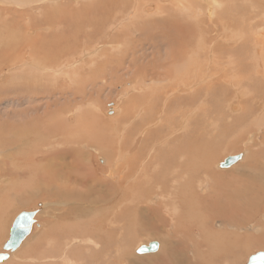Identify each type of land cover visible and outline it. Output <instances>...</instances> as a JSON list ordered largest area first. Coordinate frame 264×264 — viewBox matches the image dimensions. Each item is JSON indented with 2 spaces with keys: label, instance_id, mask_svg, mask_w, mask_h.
<instances>
[{
  "label": "bare ground",
  "instance_id": "obj_1",
  "mask_svg": "<svg viewBox=\"0 0 264 264\" xmlns=\"http://www.w3.org/2000/svg\"><path fill=\"white\" fill-rule=\"evenodd\" d=\"M71 1L75 0H0V64L3 69L6 66L8 70L10 68L13 70L9 73H12L9 81L17 79L23 83L22 85L27 86H21L22 90L34 93L37 82L47 80L51 84L46 86L43 85L44 83L38 84L39 92H37V95L45 94L44 98H46L47 94L52 92V85H54L53 91L61 88L58 89V93L61 91L64 93L66 88L64 86L69 87L72 84L85 86L93 83L99 77L86 80L85 71L91 74L90 77H94L97 70L103 72L115 59L112 53L119 51L117 55L132 57L130 61L128 60V66L130 68L134 66L138 71L137 74L135 73L137 71L134 72L136 75L132 80L135 85L130 87L129 92V95L133 93L129 102L136 105V112L133 115L121 114L120 118H116L117 120L113 118L103 120V122L111 121L110 123L116 125L118 133L112 143L108 142L110 137L107 133L102 135L98 131L89 129L91 127L89 124L99 128L101 126L104 133L110 128L105 124L100 125V119L96 114L88 116L87 121L84 117L85 113L82 114L83 119L79 118V112L76 116H68V113L65 119H53L51 122L52 119L49 118L53 117V113L42 111L43 115L38 113L41 116L32 117L25 123V126L31 122L38 125L42 123L45 125L43 128L46 129L50 125L49 132H39L41 135L32 137L23 136L20 145L38 142L39 145L45 146V150L39 151L42 156L39 155L36 160L44 162L42 164L48 167L51 166L49 172L46 171L49 174L53 171L54 181L63 180L65 188H60L58 181L55 182L59 191L55 190L54 194L65 197L70 204L65 219L69 220L70 217L74 220L90 215H101L100 218L91 221L89 219L87 225H85L86 221L81 224L76 220L72 225L61 228V234L66 236V240L75 242L76 239H81L80 241L88 246L94 245L87 249L88 251L92 249L91 253L86 252L89 256L75 248V251L72 250L70 244L69 248L62 247L58 252L54 250V246L51 248L52 252L43 255L49 258L56 257L65 264H120L121 262L126 264L124 249L130 245L131 239L134 241L133 236L135 237L136 232L140 238L144 236V238L149 237L148 240L155 238L161 240L166 258L159 254L163 258L159 264H240L239 257L247 250L263 249L264 225L247 227L248 220L245 219L251 213V208H257L261 200L264 201V185L263 182L260 184L264 179V133L261 131L263 140L259 145L257 144L259 158L256 166L248 165L253 169L256 167L260 169L259 181L254 174H250V170L248 176L233 172L226 175L218 174L212 162L215 160V153L221 149L218 148L219 150L216 151L213 148V140L219 137V133L217 136L213 133L214 123L221 120L218 118V105H212L215 89L226 92L232 88L235 94L242 96H245L244 92H246L242 91L243 86L256 89L250 103L251 107L246 104L248 107L243 110L241 104H237L238 107H234L235 104L228 105L231 116L227 118L231 124L224 123L223 126L229 130L239 119V124L254 125L259 133L260 128L264 127V101H259L263 95L261 91L263 81L258 84L259 80H264V40L258 38L262 24L258 20L261 13L256 6L257 0H249L250 5H239L237 0H231L232 4L229 6L223 0H195L197 4L191 3L190 0H76L74 5ZM160 1L168 3L162 4ZM168 5L172 6L168 8ZM20 8L25 10L20 11ZM37 11H39L38 16H44V23L48 26L44 29H49V34L32 40L31 37L26 36L30 28L28 27L22 37L17 36L19 24L25 15L32 17L27 18V22L36 25ZM123 11L126 13L121 20H118V14ZM165 14L166 16H163ZM118 26L124 30L122 33L126 32V43L121 47L115 46L119 34L113 31L117 30ZM236 29L248 30L250 35H237L241 39V42L237 43L238 38L228 35ZM107 32L111 33L108 35L112 40L98 46V42ZM34 33L32 31L31 34ZM213 34L217 39L212 38ZM207 35L210 37L209 40ZM132 36L134 39L139 36V40L134 43ZM196 38L197 40H194ZM96 41L98 45L94 43ZM118 43L120 44L117 42L116 45H119ZM209 43L214 45L211 46ZM104 44H113L114 51L110 50L113 49L111 47L109 50L107 48L103 50ZM146 45L160 50L157 53L151 51L150 56L146 53ZM99 48L102 50L98 52ZM82 53L85 55L82 56ZM139 53H142L140 59L151 58L147 61V66L143 65L144 67L141 66L140 69L139 66L133 65L139 60ZM78 54L83 58L96 54V57H90V69H86L87 64H82L83 62L78 67L72 64L78 60L74 59L79 57ZM100 57L102 62L97 60ZM160 60L163 62H159ZM1 70L0 73H4ZM2 78L3 75L0 76V81ZM36 78H39L38 81ZM6 81L1 82V88ZM147 82L150 83V87H147ZM17 93L15 95H18ZM47 107L50 108L51 104L47 103ZM118 108L116 105L111 108V115H117L120 112ZM233 108L237 109V112H234ZM32 110L40 111L39 107H33ZM22 113L28 114L27 111ZM137 117H141L142 120L135 125L133 121ZM155 123L157 127L151 131ZM19 128L21 129V126ZM140 128L143 129L136 133ZM145 130L148 132L145 133ZM82 133L84 135H80ZM142 135L144 136L141 138V145L131 147L132 140ZM163 135L167 140L157 148H153V152H150L152 154L147 157L145 144L149 142L154 145L159 144ZM249 136L251 133H248ZM40 137L47 139L41 140ZM133 142L135 145L139 144V140L138 143L137 140ZM69 144L78 148L73 150L72 147H68ZM84 144L94 146L100 153L99 166L102 169L98 171L106 174L109 179L104 184L109 185L113 197H96L90 190L86 188L82 190L79 187H84V183L98 180L95 179L98 174L95 170L94 158L87 159V162L81 158L83 152L80 149ZM232 146L227 145L225 148L231 150ZM70 158L72 160H69ZM224 161L215 164V167L229 169L221 166ZM89 170L94 174L92 180L87 179ZM245 177H248L251 183L250 188L244 190L241 186L245 185ZM98 181H93V184L99 186ZM40 206V211L47 207L46 204ZM105 207H110V210H105ZM143 208L148 215L141 211ZM110 213L112 214L107 225L108 229H103L102 217ZM17 217L14 219L16 220ZM251 218H248L249 221ZM13 224L9 238L3 245L5 252L0 253V255H8V258L0 264L6 263L11 253L25 243L33 227L35 229L34 225L39 223L35 221L31 231L19 235L20 241L10 238ZM53 232H58V229H54ZM240 233H245L247 236H242ZM107 240L109 243H106ZM8 241L11 247L5 249ZM56 241L55 245L59 242L58 239ZM151 243L154 242L146 244L140 242L136 246L139 249ZM157 243L160 250L161 245ZM177 254L182 258L169 257ZM129 263L131 264L130 261ZM136 263L137 261L133 262Z\"/></svg>",
  "mask_w": 264,
  "mask_h": 264
},
{
  "label": "rangeland",
  "instance_id": "obj_2",
  "mask_svg": "<svg viewBox=\"0 0 264 264\" xmlns=\"http://www.w3.org/2000/svg\"><path fill=\"white\" fill-rule=\"evenodd\" d=\"M75 1H71V3L74 5V4H76ZM190 1H191V3H196L195 0L194 1L190 0ZM223 1H225V3H227L228 6L232 4L231 0H228L229 2L227 0H223ZM239 1L237 0L239 5H246V4L250 5V3H251L249 0H247V1L246 0H244V1L239 0ZM161 2H162V4L168 3V2L160 1V3ZM22 6H24V5H22ZM169 6L171 7L172 5H168V8H170ZM256 6H258V11H260V13H261V17L258 20L262 24V26L260 27L261 30H259V32L261 34L258 35L260 37H258V36L257 37L262 38V40H264V38H263L264 37L263 36L264 35L263 34L264 33V18H263L264 17L263 16L264 15V0H257ZM19 10L24 11L25 9L20 8ZM125 13H126V11H123L121 14L119 13L118 14V20L119 19L121 20V17ZM35 14L37 17L36 25L30 21L27 22V18H32V17L25 15L26 18L24 17L23 20L21 19L22 21L19 24L17 36L22 37L23 33L26 31V29H28V27H30V28H29L28 32L26 33V36L29 38L31 37L32 40L49 34L50 30L44 29V27L48 28V26H46L44 23V19H45L44 16H38L39 11H37V13H35ZM163 16H166V14ZM31 21H32V19H31ZM33 22L35 23V21H33ZM119 23L120 22H118L117 25H119ZM123 24L124 23H122V26H124ZM35 28H39V29L35 30ZM121 28H122L121 26L120 27L118 26V29L113 31L116 34L117 33L119 34L117 37L116 43L120 42V44L118 43L119 45H116V43H115V46H118V47H121L123 44L126 43V32L122 33L124 30ZM19 30H21V31L19 32ZM241 30H243L245 33ZM241 30H238V29L233 30V31L229 32L228 35L234 36L235 39L238 38L237 40H239V41L237 43H240L241 39H240V37H237V35H241V34L242 35H244V34L250 35L248 30H244V29H241ZM32 31L35 33L31 34ZM240 31H241V33H240ZM36 32H37V34H36ZM108 34H111V33L107 32V34H106L107 37H109ZM106 36L103 38L104 40L100 39L101 41L98 42L99 45H98L97 41L94 43L95 44L97 43L98 46H101V44H103L104 42H110L112 40V38L109 37V39H108ZM121 36L123 38H121ZM206 37H208V35ZM118 38L119 39L121 38V40H118ZM212 38H216V35L213 34ZM132 39H134L133 36H132ZM137 39L139 40V36L135 37V39L133 40L134 43H135V41H137ZM209 39H210V37H208V40ZM194 40H197V38ZM95 44H92V46ZM224 44L226 45L227 43H224ZM89 45H91V44H89ZM209 45L212 46L214 44L209 43ZM102 46H103L102 47L103 50L106 48L109 50L110 47L113 48V44L112 45L104 44ZM102 48H99L97 51L98 52L101 51ZM155 48H152V47L150 48L149 45H146L145 50L148 51V52L146 51V53L151 56V54H150L151 51L154 53H157L158 50H160L159 48H156V49ZM110 50L114 51V48L110 49ZM118 52L119 51H116V52L114 51L112 53L113 54L112 56L115 59L113 60V63L111 64V66L107 67L103 71L104 73L101 70H97L94 73L96 75H93L94 77H90L89 75H91V74H88V71L87 72L85 71L84 78L85 79L87 78L86 80H89V79L94 80V79H96V77H99L96 80H94L93 83H95V85H91L93 83H89V84H85V86H83V85L78 86V85H74V84L69 85V87L64 86V87H66L65 89H67V90L64 89V93L61 91V93H63L62 94L63 96L61 95V93H58V91H59L58 89H61V88H58V89L53 91L54 85H52L51 86L52 92L50 94H47L46 98H44L45 94H43L41 96V95H37V92H39L38 84L44 83L43 84L44 86L51 84L47 80H44L43 82H37L36 89H35L34 93L28 92L26 90H22L21 86H26V85H22L23 83L19 82L17 79L12 80L10 82L9 77L12 76L11 75L12 73L11 74H9V73L12 72L13 70L11 68H10V70H8L9 68H7L6 66L4 67V69H6V70H4L0 64V68H2V70L4 71V73H0L1 75H3L2 81H0V85L2 84L1 82H4L5 80H7L5 83H3L5 86L3 85L2 88L0 86V152H1L0 153V253L5 252L3 250V245L9 238L10 230H11L12 224L15 220L14 218H16L20 213L25 212V211H27V212H32V211L39 212L40 211L39 209H41V206H40L41 204L47 205V207L45 209H42V211H40L38 213V215L36 216V223H39L38 224L39 226L36 224L34 225L35 229L33 227L34 231L32 230L31 234L27 237L25 243L24 244L22 243L23 245H21L17 251L11 253V255H10L11 257L9 258L11 260H9V259L6 260V263H4V264H25V263L26 264H65V263H62V261H58V259H56V257H53L54 258L53 259V258H49V257L43 255L44 253L47 254L49 251L52 252L51 248H53L54 246H55L54 250H56V252H58L60 249H62V247L63 248L68 247L69 248L70 246H71L70 248H72V250H74V248H75L78 251H81L82 253L85 252L84 254H86V255H88L87 253L92 252V249L89 251L87 249H88V247H94V245L90 244V246H88V244H84V242L82 243V241H80L81 239H76L75 242L73 240L72 241L66 240L65 239L66 236L64 234H63L64 236L61 234V228L68 227L69 225H72L73 223L76 222V220L77 221L79 220L80 223L81 222L84 223L86 221L85 225H87V223H89V219L91 221V219L94 220V219L100 218L101 215H99V216L97 214L96 215H90L87 217H83L81 219H77L76 217H74V218H76L74 220L70 217H69V220H68V218L65 219L64 216L67 215L66 213L70 207V204L67 203V201L65 200V197H62L60 195L57 196L54 194L56 192L55 190L59 191V189L54 184L58 180L54 181L53 171L50 174L48 173L49 172L48 170H50L51 166L48 167L47 165L42 164L44 162L41 163L40 160L38 162L36 160V159H38L37 157L39 155H40L39 157L42 156V154H39V151L41 149L45 150V146L43 144L39 145L38 142L29 143V144H25V145L21 146L20 141L22 142L23 141L22 139H24L23 136H26V135H27V137H32L34 135H39L40 133L49 132L50 125L47 126L48 128L46 129V127L43 128L45 125H43L42 123H40V125H38L36 123L31 122L30 124H28V126L27 125L25 126V123L29 122V119L32 117L36 118L37 116L43 115L42 111L44 113L45 112L49 113V111H50V113L51 112L53 113V117L49 118V119H52V120H50L51 122L53 121V119H55V120H57V119L62 120L63 118L65 119V116L68 113H69L68 116L69 115L70 116H73V115L76 116L77 113L79 112V118H82V119H83L82 114L85 113L84 117L87 118V121H88L90 116H92L93 114H96V116H98L100 119V125L105 124V125L109 126L110 127L109 129H112V130H109L108 128L107 129L109 130V132H112V133L109 134L108 130H107V132L104 133L103 132L104 130H102L103 128L101 126L99 128V127H95L91 124H89V126H91L89 129L91 131H95V132L98 131V133L99 134L102 133V135L107 133L108 137H110L108 139L109 140L112 139L111 141H109L108 139L107 140H108V142L112 143V141H114L113 138H115L114 136H116V134L118 133V131L116 130V125L110 123L111 121L103 122V120H105V121L111 120L110 118L117 120L116 118H120L121 114L122 115L123 114L133 115L136 112V105L129 102L130 96H132L133 93H130V95H129V92L131 91L130 87L132 85H135V82L132 79L138 73V71H137V69H134V66H131V68H130V66H128L129 65L128 62L132 59L131 56L126 55L123 57L122 54L117 55ZM233 52H235V51H233ZM107 53H110V52H107ZM96 54L95 55L93 54L94 56L90 54V55H87L86 57L83 58L82 56L85 55V53H82V56L81 55L80 56L82 57L83 61L78 54L77 56H79V57L74 58V59H78V60H76L72 64H76L74 66L78 67L83 62L82 64H87L86 69H90L91 65H89V64H90L91 58L96 57ZM139 54H138L139 60L137 59L138 63L135 62V64H133V65H135L137 67L139 66V69H140L141 66L142 67L147 66V64H148L147 61L149 59L151 60V58L149 57L147 59H144V58L140 59V58H142L141 57L142 53H139ZM116 56L117 57L120 56L121 58H119V57L117 58ZM103 58H105V57H103ZM124 58H125V60H124ZM120 59H122V60H120ZM97 60L102 62V57H100ZM161 61L162 60H160L159 62H161ZM78 62H80V63H78ZM116 62L117 63L121 62V63L117 65ZM119 66L121 67V69ZM2 70H1V72H2ZM14 70H16V69L14 68ZM90 71H93V70H90ZM135 71H137V72H135ZM33 79L34 78H32V81H33ZM36 79H37L36 81H38L39 78H36ZM262 81H263V84L261 86V91H262L263 95H261L262 99L259 100L260 102L264 101V80L261 79L258 81V84L262 83ZM33 83L34 82H32V84ZM29 86H31V85H29ZM81 86H83V87H81ZM147 87H150L149 82H147ZM241 89H242V91H244V90L246 91V92H244L245 96H242L241 94H235L234 89H232V88H230V90L228 89V91H226V92H225V90H223V91H220V90L216 91V89L214 90L215 96L212 99V101H214V103H212V105L213 106L218 105L219 109H218L217 113L219 115L218 118H220L221 120L216 124L214 123L213 133L216 134L215 136H217V134L219 133L220 138L216 137V139L213 140V148L216 149V151L218 148H221V149L220 150L218 149L219 151H217L215 153L216 157H215V160L212 162L214 163V168H215L214 170L216 172H218V174L226 175V173L229 174L230 172H233V173H237L239 175H247L248 176L252 173L255 175L256 180L259 181V177L261 174L260 169L259 168L257 169V167H256V169H253V168L249 167L248 165L250 164V165L256 166L257 159L259 158V155L257 153L258 149H259L258 145L263 140V139H261V137L264 133V131H263L264 127L260 128L261 130L259 133V132H257L258 130H256V126H254V125L251 126L249 123L239 124V121H240L239 119L236 120L237 122L235 121V123L233 124L234 126L231 127L229 130L225 126H223L225 124L226 125L231 124L230 121L228 120L231 116L230 106L228 108V105L235 104L234 107H238L236 105L241 104V106L243 105L242 106V109L244 108L243 110H245L248 107L246 104H248L249 107H251V105H252V104H250L253 100L252 96L253 95L255 96V93L257 90L250 88L248 86H243ZM84 90H85V92H84ZM126 90H128V92ZM20 91H21V93H20ZM17 92H19V94ZM16 93L18 95H15ZM57 93L59 94L60 97L58 96ZM16 96H18V97H16ZM30 97H33V98L31 99ZM142 102H145V101L142 100ZM47 103L51 104L50 108L47 107ZM54 103H56V105ZM115 105L117 107H119L118 109H120V112L117 115L109 114L111 107H115ZM33 107L34 108L39 107L40 111H38V112L33 111L34 110V109L32 110ZM143 108L144 107H141V109H143ZM225 108H227V109L225 110ZM21 110L27 111L28 114L22 113ZM223 110H224V112H222ZM130 111H131V113H130ZM233 111L237 112V109L233 108ZM38 113L39 114L41 113V115H39ZM142 116L143 115H141V117ZM141 117L135 118L133 121V124H135V125L138 124L139 120L140 121L142 120ZM227 117H229V118H227ZM226 120H228V121L226 122ZM69 123H71L70 120H69ZM75 123H73V124H75ZM79 123L81 124L82 122L80 121ZM101 123H103V124H101ZM109 124H111V125H109ZM154 125H155L154 127H151L152 128L151 131H153L157 127L156 126L157 123H155ZM249 125L251 128H249ZM20 126H21V129L19 128ZM121 126H122V122H121ZM142 129L143 128H140V130H137L136 133H139V131H141ZM249 130H250V132H248ZM113 131L115 134H113ZM241 131L243 132V134ZM144 132L146 133V132H148V130H145ZM35 133H37V134H35ZM248 133H251V136L248 137ZM84 134H86V132H84ZM84 134L82 133L80 135H84ZM143 136L144 135L135 137L136 139L134 138V140H137V143L139 140V144L135 145L133 142L134 140H132L131 147L140 146L141 145L140 143L142 142L141 138H143ZM240 137H241V139H240ZM40 138H41V140L47 139V138H43V137H40ZM138 138H140V139H138ZM218 138H219V140H218ZM161 139H162L161 142H158L159 144H156V145H154L150 142L148 144H145V146L147 148V152L145 153V155L147 157H149L150 154H152L150 152H153V148L154 149L157 148L158 146H160L161 144H163V142H165L167 140V139H165V135H163ZM52 141H53V139H52ZM14 145H15V147H14ZM227 145L228 146L233 145L232 146L233 148L231 150L227 149V147L225 148V146H227ZM68 147H72L73 150H76L78 148V146L71 145V144H69ZM95 149L96 148L94 146L84 144V147H82V149H80V151L83 152V156L81 158H83L84 162H87L86 161L87 159L90 160V159L94 158L95 163H96L95 164L96 165L95 170L98 174V177L95 176V179H98L99 181L98 180H93V181H96V182L98 181L100 185L99 186H97V184L94 185L93 181H91L88 183H84V187L83 186H79V187H81L82 190H84L85 188H86V190H90L96 197H100V198L113 197L112 192L110 191L109 185L104 184V182H107V180H109V179H107L106 174H102L101 172L98 171V169L99 170L102 169L99 166L100 165V160H99L100 158L98 155H100V153H98L97 149L96 150ZM229 155L230 156L243 155V159L239 163H237L238 165L236 164L232 168H229V169H221L217 166L215 167V164L217 165L220 162H223L227 157H229ZM69 160H72V159L70 158ZM127 160H128V158H127ZM93 168H94V166H93ZM239 168H241V169H239ZM249 170L251 172H250V174H247V173H249ZM91 172H92V170H89L90 174L88 173L89 174V176H87L88 180H92V178H93L94 174H92L93 172L92 173ZM262 182L264 185V179H262V181H260V184H262ZM250 183H251V180L248 177H245V185L247 187L245 185L241 186V187L244 190L247 188H250ZM57 184L60 185V188H62V189L65 188V186L63 184V180L62 181L59 180L57 182ZM61 184H63V185H61ZM85 186H87V187H85ZM89 188H91V189H89ZM260 198H262V196ZM116 199H118V197ZM109 208L110 207H105L104 209L110 210ZM144 209L145 208H143V210H141V211L145 215H148V213H146ZM112 213L103 215V217H102V223H103L102 228L103 229L104 228L108 229L107 225L109 224V219L111 218ZM251 216H252V218H251ZM248 218L249 219L251 218V220L249 221ZM246 220H248V222L246 224L247 227H249L250 225H256V224H258L260 226H261V224L264 225V201L263 200H261V203L258 205L257 208H255V209L251 208V213L245 219V221ZM56 228L58 229V232H53V230ZM215 228H216V224H215ZM52 232H53V235H51ZM134 234H135V237H137V238H135L133 236L134 241H133V239H131V243L129 242L130 245H127L126 249H124L125 254H126L125 257H127L124 261V262H126V264H130L129 261L131 262V264H133V262H136V261L138 264H159L161 259H163L162 257L159 256V254H162V256L164 258H166L164 256V253H163V245H162L161 240L156 239V238L148 240L149 237L144 238V236H143L142 238H140L137 232ZM240 234H242V236H247V234H245V233H240ZM49 237H51V239ZM57 239L59 242L57 245H55L57 242L56 241ZM156 241L159 242L161 245L160 250L157 253L145 254V255H140L137 253L135 248H137L136 245L139 244L140 242H143L146 244V243L156 242ZM106 243H109V241L107 240ZM69 244H70V246H69ZM260 251H264V248L263 249L256 248V249H252V250H247L243 255H241L239 257L240 264H247L249 257L255 255L256 252H260ZM148 255H150V256H148ZM169 257L171 259H178V257L182 258L180 255L178 256V254L176 256L170 255ZM188 257H190V254H188ZM33 258H35V259H33ZM40 260H42V261H40ZM79 264H81V263H79ZM106 264H110V263H106ZM112 264H118V263H112Z\"/></svg>",
  "mask_w": 264,
  "mask_h": 264
},
{
  "label": "water",
  "instance_id": "obj_3",
  "mask_svg": "<svg viewBox=\"0 0 264 264\" xmlns=\"http://www.w3.org/2000/svg\"><path fill=\"white\" fill-rule=\"evenodd\" d=\"M113 108V107H111ZM113 112V111H112ZM111 114V112H110ZM243 159V155L230 156L225 159L224 163H222L223 168H230L234 164H237ZM38 212H22L18 215L17 219L13 224V230L11 233V239H19V235L25 234L32 230V226L35 223ZM21 243H19L20 245ZM11 247L10 241L5 245V249ZM159 250V244L157 242L151 243L148 246H141L138 250V254H148L155 253ZM8 255H0V262L7 259ZM248 264H264V252H259L250 257Z\"/></svg>",
  "mask_w": 264,
  "mask_h": 264
}]
</instances>
